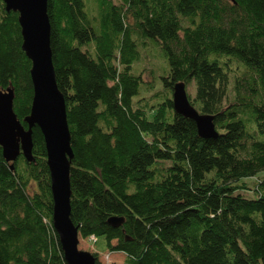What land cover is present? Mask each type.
I'll return each instance as SVG.
<instances>
[{
    "label": "trees",
    "instance_id": "trees-1",
    "mask_svg": "<svg viewBox=\"0 0 264 264\" xmlns=\"http://www.w3.org/2000/svg\"><path fill=\"white\" fill-rule=\"evenodd\" d=\"M95 2L96 15L87 0H49L48 8L81 237L103 238L111 253L126 255L123 264H264V178L255 197L241 193L245 180L264 172V0ZM143 39L162 46L172 93L176 82L195 83L189 97L214 116L217 138L202 139L170 98L152 119L134 106L142 78L132 70ZM233 62L245 71L225 105ZM31 70L19 14L0 0V89H13L26 128ZM33 141L32 163L24 156L8 163L0 146V264H67L39 128Z\"/></svg>",
    "mask_w": 264,
    "mask_h": 264
},
{
    "label": "water",
    "instance_id": "water-1",
    "mask_svg": "<svg viewBox=\"0 0 264 264\" xmlns=\"http://www.w3.org/2000/svg\"><path fill=\"white\" fill-rule=\"evenodd\" d=\"M4 3L8 12L19 14L23 50L32 61L34 86L31 115L25 119L28 128L14 111L13 89H0V146L4 158L12 164L21 156L28 162H34V129L41 130L51 175L53 227L58 234L65 261L67 264H97L92 253L80 249V229L72 220L71 169L75 154L66 99L57 83L49 0H4ZM172 101L177 114L196 123L202 139L218 137L214 116L202 113L193 105L185 82L174 84ZM109 224L119 226L120 219L112 218Z\"/></svg>",
    "mask_w": 264,
    "mask_h": 264
},
{
    "label": "rangeland",
    "instance_id": "rangeland-1",
    "mask_svg": "<svg viewBox=\"0 0 264 264\" xmlns=\"http://www.w3.org/2000/svg\"><path fill=\"white\" fill-rule=\"evenodd\" d=\"M114 3L119 4L120 0H112ZM89 10L93 15L97 14V5L95 0H87ZM187 26L188 23L184 22ZM140 46V59L133 65V74L142 78L139 94L134 98V106L136 108H143L147 111L148 116L152 119L159 105L162 104L167 98L172 99L173 93L165 86L164 78L168 77L169 65L165 52L156 39H143L138 41ZM93 50V46H90ZM245 69L237 62L231 63L230 77L231 85L229 96L225 105L232 103L235 99L234 83L238 76H242ZM187 91L192 100L196 97L195 83L187 86ZM196 108L200 111L199 107ZM169 165V164H167ZM264 178V172L260 173L257 177L245 180L249 190H244L241 193L248 197L253 198L255 194L253 189L255 183ZM134 188L131 189V192ZM80 249L90 253H98L101 264H123L126 260V255L123 253H111L107 249L105 240L99 239V243L94 244L90 239H83L80 237Z\"/></svg>",
    "mask_w": 264,
    "mask_h": 264
},
{
    "label": "built area",
    "instance_id": "built-area-1",
    "mask_svg": "<svg viewBox=\"0 0 264 264\" xmlns=\"http://www.w3.org/2000/svg\"><path fill=\"white\" fill-rule=\"evenodd\" d=\"M90 240H91V241H94V244H96V243H97V241H98V240H97V238H96V237H94V236H93V237H91V238H90Z\"/></svg>",
    "mask_w": 264,
    "mask_h": 264
}]
</instances>
